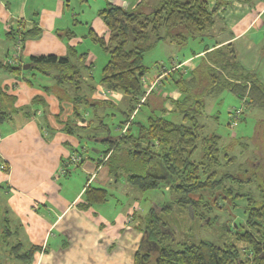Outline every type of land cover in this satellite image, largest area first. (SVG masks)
Wrapping results in <instances>:
<instances>
[{"label":"trees","instance_id":"16d2710c","mask_svg":"<svg viewBox=\"0 0 264 264\" xmlns=\"http://www.w3.org/2000/svg\"><path fill=\"white\" fill-rule=\"evenodd\" d=\"M227 2L158 0L150 3V0H139L133 8L127 9L105 0L104 6L97 11L105 32L99 34L88 25L85 36L107 52L108 60L102 66L98 83L108 91L120 92L122 105L111 102L112 99L90 98L95 88L92 61L85 64L87 53H77L75 46L67 45V53L63 56L31 55L26 62L29 64L26 71L22 68L25 63H18L20 59L17 64L2 63L10 72L34 70L35 73L52 75L57 85L68 84L74 89L71 97L73 109L64 128L80 140H101L107 145L101 151L105 159L97 160V163L106 166L113 180L117 181V177L123 174L124 180L140 191L155 189L161 184L167 187L170 200L154 204L140 216L142 239L135 253V264H264V172L260 173L259 169L264 142L256 151L261 155L260 159L248 160L247 166L243 167L231 149L236 144L244 149L250 144L236 141L232 135L231 143L221 146L218 134H202L204 124L199 120L204 111L203 94L216 95L222 89L235 94L244 107L264 111V86L254 74L236 75L231 69L228 76L223 75L226 66L236 62L230 43L212 49L205 44L204 57L187 72L186 78H179L175 83L181 92L170 110L177 116L175 121L161 115L167 97L162 95L164 90H155V86L162 85H156L154 80L158 77L161 82L176 68L167 70L162 66V72L154 79H148L145 77L147 67L143 64L144 53L161 40L184 43L190 37L208 36L218 17L219 7ZM162 29L165 30L163 34ZM40 32L38 26H33L22 31L15 27L9 33L24 41ZM58 34L68 39L75 36L68 29ZM82 69L86 70V78ZM27 82L32 84L31 79ZM82 85L87 94L79 93ZM38 99L39 96L34 97L32 103ZM15 102L13 94L0 89V124L10 119L14 112L24 111L25 107H16ZM82 104L94 110L95 116L90 122L83 118ZM142 104L148 106L143 123L134 120ZM115 110L121 116L117 124L121 133L99 137L97 132L107 128L104 117L114 115ZM260 130H264V119H259L255 125V134H260ZM254 139L255 135L251 142ZM198 150L199 158L195 157ZM3 170L7 171L6 167L3 166ZM83 195L82 205L88 206L104 201L107 189L87 185ZM227 202L232 209L240 208L242 214L239 223L232 225L229 222L226 232L230 233L232 240L215 243L205 239L175 238V229L170 226L174 213L182 222L189 219L210 225L216 222V215H211L214 204L221 208L228 205ZM240 202H243L242 206ZM9 233L7 224H3L2 238ZM239 243L243 245L239 246ZM38 249L30 246L20 256L29 262Z\"/></svg>","mask_w":264,"mask_h":264},{"label":"crops","instance_id":"0c3cea01","mask_svg":"<svg viewBox=\"0 0 264 264\" xmlns=\"http://www.w3.org/2000/svg\"><path fill=\"white\" fill-rule=\"evenodd\" d=\"M110 1L131 9L139 0ZM226 1L207 36L212 42L206 45L212 49L230 43L236 62L226 66L223 75L228 76L231 69L236 75L254 74L264 86V0ZM70 4L71 0H0V89L15 96L16 107H25L0 124V244H6L0 251L3 264H9L10 257L13 264H135L142 239L140 216L147 211L140 213L135 206L131 209V204L126 210L111 202L114 207H109V199L114 197L108 190L104 201L82 205L87 185L106 188L105 184L116 180L105 165L97 163L103 159V142L86 139L93 142L88 145L64 128L73 109L74 89L68 84L57 85L52 75H43L47 80L38 82L37 73L10 72L2 66L15 53L20 54L18 63H26L33 54L63 56L67 45L77 47L80 38L74 27L78 21ZM85 19L97 33L105 32L97 15ZM33 26L41 29L40 34L24 41L9 33L15 27L22 31ZM67 29L75 36L68 39L58 34ZM204 45L183 56L176 69L164 77L174 79L173 72L180 70L179 78H184L204 57ZM89 61L87 56L85 64ZM162 79L159 82L157 77L154 83L163 85ZM176 81L174 88L162 92L167 97L164 113L172 114L173 101L181 95ZM98 85L94 83L95 90ZM79 93L87 94L84 85ZM93 93L90 98L98 99ZM36 96L38 101L32 103ZM72 156L79 157L76 165ZM134 211L135 216L128 221L127 215ZM3 224L10 233L2 238ZM30 246L40 249L27 262L20 255Z\"/></svg>","mask_w":264,"mask_h":264},{"label":"rangeland","instance_id":"374dc122","mask_svg":"<svg viewBox=\"0 0 264 264\" xmlns=\"http://www.w3.org/2000/svg\"><path fill=\"white\" fill-rule=\"evenodd\" d=\"M158 0H150V3H156ZM105 0H71V4L69 8L72 10L74 9V18L78 21L76 26L74 27V31L76 35L80 38H78L79 44L77 45L76 51L77 53H87L88 60L92 61V68H91V74H92V82L98 83V80L101 75V69L102 66L105 64V62L108 60V54L105 52L97 43L93 42L89 37H86L85 34L87 33L88 25L85 24L86 19L88 20L92 17H96L97 11L99 8L104 6ZM74 5V6H73ZM74 19V20H75ZM83 24H82V23ZM94 23V21H93ZM164 29L161 30V34L164 33ZM203 39L200 41V39ZM212 42V39L203 36V37H190L188 40L184 43H175L167 40H161L157 42L152 48L147 50L144 53L143 56V64L147 67V73L145 74V77L148 79H154L155 76H157L160 72H162V66H165V68L174 69L177 67L178 61L182 60L183 56H186L189 54L191 50H199V48H202L204 44H210ZM20 46V45H18ZM17 46V47H18ZM175 49V50H174ZM182 52V53H181ZM183 54V55H182ZM172 55V57L170 56ZM173 58V59H171ZM175 63V64H174ZM28 69V68H27ZM27 69H24L25 71ZM180 70L173 72L172 77H163L162 86H155L156 91H169L170 89L174 88L173 80L179 79V72ZM35 73L36 71L30 70L26 73ZM82 72L84 75L86 74V70L82 69ZM164 72V71H163ZM37 80L38 82H41V80H47L43 74L40 72H37ZM187 75L185 74L184 78H186ZM40 79V80H39ZM149 89V88H148ZM106 90L101 84L97 86V89H94L93 96L97 97L98 99H106L105 97H109L111 102L113 103H120L122 105V94L120 92H114ZM113 94V95H112ZM204 96V111L199 115L200 123L204 124L201 128L202 134L206 133H216L219 136H221L220 144L221 146H227L232 141V135H234L236 141H242L245 143H249V147H246L245 149L243 146L240 147L239 144H236L234 147H232L231 153L237 157L238 163H242L243 167L247 166L248 160H254V158L260 159L259 153H257V149L261 146V144L264 142V130H260V134H255V125L259 121V119H264V111L260 110L258 108H251L248 109L244 107L242 100H240L235 94L230 92L227 89L220 90L216 95L211 94H203ZM125 99V97H124ZM123 99V100H124ZM109 101V100H107ZM119 104V105H120ZM81 109L85 111L86 114H83V118L88 120H92L95 116L94 110L92 107H86L85 105L80 106ZM237 108L241 109L242 113L235 119L236 124L232 125L231 123V113L232 111ZM104 108L101 109L103 111ZM113 110V109H112ZM232 110V111H231ZM148 111V106L145 104H142L137 111L135 115L136 121L145 122L146 121V115ZM99 112V110H98ZM107 112V110H106ZM161 113V112H160ZM111 114V113H110ZM161 115H163L166 118H171L173 120H177L176 116L169 113L162 112ZM121 120V116L119 112L115 110L114 115H109L104 117V122L107 125L106 129H103V131H98L97 135L99 137L104 136H118L121 133V130L117 127V124ZM94 123V121L92 122ZM255 139L253 142H251V139L254 137ZM83 142H86L88 145L90 143L93 144V142H89L86 139H83ZM264 144V143H263ZM233 146V145H232ZM107 145L103 143L101 146V149H105ZM91 148V146H89ZM89 150H87L88 152ZM262 152L264 154V145ZM91 153V152H90ZM200 151L198 150L195 157L199 158ZM74 157V156H72ZM79 158V157H78ZM104 158V157H103ZM105 159V158H104ZM73 162L71 158L72 163H78ZM255 161V160H254ZM72 168H76L75 166H72ZM260 173L262 171L264 172V156L262 158V164L259 167ZM74 186V184H73ZM106 189L109 191L110 194L114 198H111V201L109 199V203H113V205H117V207H122L126 210L127 206L131 204V209L133 206H135V210L144 213L147 211L150 207L155 205H160L163 202L170 200L171 195L168 192V189L164 185H160L158 188L155 189H148L144 191L138 190L136 187L128 184L124 180L123 174H120L119 177H117L116 182H108L105 184ZM197 197V195L195 194ZM211 200V197L209 198ZM109 204V207H114L112 204ZM228 203V202H227ZM240 206L243 205V202H240ZM134 204V205H133ZM211 215H216L215 219L216 222L212 223L210 225H202L198 224L196 221L191 220H185L182 222L181 220L176 219L175 213L171 217V224L170 226L175 229L174 236L176 239H183V240H210L215 243H221L225 241L232 240V237L229 232L227 231L229 222L230 224L237 222L239 223L240 219L242 218L241 210L240 208L232 209L230 207V203L228 205H225L223 207H219L214 204V208L211 212ZM128 221H132V213L128 214ZM186 223V224H184ZM233 225V224H232ZM182 240V241H183ZM176 245V243H175ZM239 246L243 244H238ZM6 244H0V251L1 249H5ZM2 256L3 252H2ZM0 258L2 259L0 254ZM9 264L14 263L13 258H8ZM0 263H4V260Z\"/></svg>","mask_w":264,"mask_h":264},{"label":"built area","instance_id":"2783aa9c","mask_svg":"<svg viewBox=\"0 0 264 264\" xmlns=\"http://www.w3.org/2000/svg\"><path fill=\"white\" fill-rule=\"evenodd\" d=\"M20 49V46H18L17 47V51ZM20 57V54L19 53H15L10 59H7L6 61L8 62V63H10V64H15V63H17V61L20 59L19 58ZM115 91H112L111 93H114ZM113 95V94H112ZM143 100V99H142ZM232 111V110H231ZM240 113H241V109H237V108H235L233 111H232V113H231V124L232 125H235L236 124V118L240 115ZM77 160H78V157H72V161L73 162H77Z\"/></svg>","mask_w":264,"mask_h":264},{"label":"water","instance_id":"95a60500","mask_svg":"<svg viewBox=\"0 0 264 264\" xmlns=\"http://www.w3.org/2000/svg\"><path fill=\"white\" fill-rule=\"evenodd\" d=\"M28 67H29V64H28V63H25V64L22 66L23 69H27Z\"/></svg>","mask_w":264,"mask_h":264}]
</instances>
